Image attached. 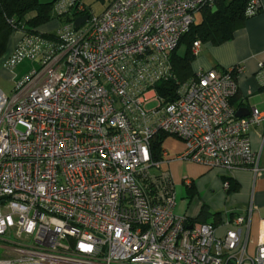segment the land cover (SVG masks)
<instances>
[{
  "label": "built area",
  "instance_id": "1",
  "mask_svg": "<svg viewBox=\"0 0 264 264\" xmlns=\"http://www.w3.org/2000/svg\"><path fill=\"white\" fill-rule=\"evenodd\" d=\"M213 4L112 0L94 15L81 0H56L54 39L8 19L17 38L0 68L24 59L39 66L10 94L0 90V240L7 243L0 264H264V240L247 250L253 205L225 215L219 233L212 222L178 214L170 176L150 172L159 131L182 140L181 156L207 168L259 171L264 111L238 117L230 104L240 64L197 71L174 101L154 88L175 78L172 51L194 15ZM260 10L251 0L245 13ZM200 45L193 42L194 56Z\"/></svg>",
  "mask_w": 264,
  "mask_h": 264
},
{
  "label": "crops",
  "instance_id": "2",
  "mask_svg": "<svg viewBox=\"0 0 264 264\" xmlns=\"http://www.w3.org/2000/svg\"><path fill=\"white\" fill-rule=\"evenodd\" d=\"M260 3L261 10L248 17L231 40L219 45L201 42L195 60L191 62L193 73L212 68L224 70L237 64L242 66L237 75L238 92L232 99L235 109L250 111L255 107L264 111V75L259 74V64L264 68V0ZM57 26L58 20L53 19L36 30L54 33ZM13 43H9L6 53ZM249 136L252 149L257 150L260 146L259 129L252 128ZM162 150V159L150 168V172L154 175L168 173L176 194L175 211L178 214L194 220L205 205L212 216L210 220L215 222L220 233L225 215L245 213L247 207L253 205L255 211L250 218L247 245L248 252L253 253L259 242L264 240V148L261 149L257 174L248 168H207L183 158L184 143L172 135L163 139ZM191 180L193 183L189 187L186 184ZM229 181L231 190L227 191Z\"/></svg>",
  "mask_w": 264,
  "mask_h": 264
},
{
  "label": "trees",
  "instance_id": "3",
  "mask_svg": "<svg viewBox=\"0 0 264 264\" xmlns=\"http://www.w3.org/2000/svg\"><path fill=\"white\" fill-rule=\"evenodd\" d=\"M251 0H214L212 7L202 8L201 19L198 23L195 20L189 30L182 36L178 45L171 53L172 71L174 79L160 81L154 88L158 96L164 101H174L177 98V90L181 83L195 77L191 70V62L194 55L191 47L194 41L209 42L212 45H219L231 40L235 33L240 30L245 20L250 17L246 15V8ZM56 0H0V59L8 49L9 39L13 33V26L8 23V19H14L16 29H22L25 33H39L41 36L54 39V33H40L36 29L49 21L55 19L56 14L53 6ZM63 22H70L72 17L60 19ZM186 43L184 56H179L176 52L178 46ZM233 105V100L230 101ZM237 110V109H236ZM167 136L161 131L155 133L151 139L150 155L151 161L157 163L162 159V141ZM191 180L188 184L192 185ZM231 181L227 191H230ZM235 188V187H234ZM210 214L203 205L193 221L212 222ZM212 217V216H211Z\"/></svg>",
  "mask_w": 264,
  "mask_h": 264
},
{
  "label": "rangeland",
  "instance_id": "4",
  "mask_svg": "<svg viewBox=\"0 0 264 264\" xmlns=\"http://www.w3.org/2000/svg\"><path fill=\"white\" fill-rule=\"evenodd\" d=\"M81 1L87 12L92 13L94 15H99L105 10V8L109 5V3L112 0H81ZM194 18H195L194 19L195 23H198L200 21L201 19L200 11L194 15ZM16 38L17 35L10 37L9 43L11 41L14 42ZM185 50H186V43L182 42L178 46L176 52L179 56H184ZM194 60L195 57L192 58V61ZM38 66L39 65L37 62L31 61L29 59H24L11 70L0 68V90H2L6 94H10L11 90L15 86V83L18 80L22 79L24 76L28 75L31 72V70L37 69ZM147 106L148 108H151L154 106V103L152 102ZM7 238L10 240H15L13 236ZM1 244L6 245L7 243L0 240V245ZM3 250L4 249L0 247V255L2 254Z\"/></svg>",
  "mask_w": 264,
  "mask_h": 264
},
{
  "label": "water",
  "instance_id": "5",
  "mask_svg": "<svg viewBox=\"0 0 264 264\" xmlns=\"http://www.w3.org/2000/svg\"><path fill=\"white\" fill-rule=\"evenodd\" d=\"M87 15H82L79 17H76L73 21V25L75 28H78L81 24H83L86 20H87ZM249 113L248 109L246 108H239L236 111V116L238 117H243V116H247Z\"/></svg>",
  "mask_w": 264,
  "mask_h": 264
}]
</instances>
